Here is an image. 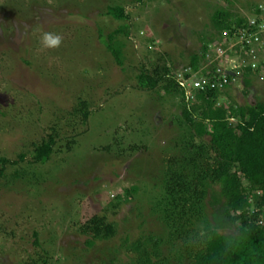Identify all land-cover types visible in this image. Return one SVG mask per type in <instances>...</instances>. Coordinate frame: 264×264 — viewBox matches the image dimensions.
Segmentation results:
<instances>
[{"label":"rangeland","instance_id":"1","mask_svg":"<svg viewBox=\"0 0 264 264\" xmlns=\"http://www.w3.org/2000/svg\"><path fill=\"white\" fill-rule=\"evenodd\" d=\"M249 4L264 12V0H0V159L16 162L5 166L0 179V264H22L42 251L49 264H132L136 255L125 253V239L130 244L163 234L151 212L159 194L153 179L167 145L183 132L172 119L180 108L176 99L139 91L136 76L152 63H173L180 80L188 57L200 50V36L211 32L215 10L254 21ZM117 5L129 21L106 15ZM123 24L130 25V34L119 38L125 46L120 68L100 38ZM44 32L61 35V46L43 49ZM253 82L246 96L240 81L228 96L238 105L264 103V81ZM79 99L88 102L91 115L86 124L76 122L74 133L66 120ZM55 124L54 153L44 164L30 165L33 144ZM75 134V145L67 148ZM134 144L147 151L116 154ZM105 146H111L109 153ZM16 171L27 177L12 182ZM135 184L140 191L133 202L114 213L106 209ZM212 212L207 214L214 223ZM94 215L116 223L117 235L90 249L76 230Z\"/></svg>","mask_w":264,"mask_h":264},{"label":"trees","instance_id":"2","mask_svg":"<svg viewBox=\"0 0 264 264\" xmlns=\"http://www.w3.org/2000/svg\"><path fill=\"white\" fill-rule=\"evenodd\" d=\"M249 6L255 24L225 9L215 10L210 18L212 30L200 36V50L188 57L184 70L189 71L180 80L173 63L164 67L152 63L150 69L142 67L136 76L139 91L177 100L180 115L172 119L183 132L167 145L169 151L157 164L159 176L152 178L159 194L151 212L157 215L163 234L139 237L130 244L125 239V253L136 255L132 264H170V261L173 264H264V103L238 105L227 94L239 81L245 96L246 88L254 83L253 78L264 81V28H261L264 12L258 6ZM106 15L117 22L130 20L125 8L119 5L108 7ZM129 34L130 25L123 24L105 39L100 38L120 68L124 66L125 46L119 38H129ZM217 46L224 52L220 59L215 58ZM207 54L212 57L211 62ZM230 61L239 69L235 75L227 76L228 82L222 87L204 91L186 87V82L195 78L213 77L220 82L216 70L221 62L227 65ZM187 91L194 94L193 100L187 98ZM222 97L226 100L221 101ZM77 101L66 120L70 121L74 133L76 122L86 124L91 115L88 102ZM50 130L52 133L40 144H33L30 165L44 164L54 153L59 129L55 124ZM78 136L71 137L67 148L75 145ZM141 148L147 151L145 145L134 144L128 149L116 150V154L122 156ZM101 149L109 153L111 146ZM19 159L23 161L25 155L21 154ZM0 164L1 179L5 177V166H14L16 162L1 158ZM26 175L16 171L12 182ZM215 186L219 187L218 191L214 190ZM139 191L140 186L136 184L125 189L106 209L114 213L124 202H133ZM210 209H213L210 216L214 223L207 214ZM224 228L229 233L219 231ZM76 231L87 238L85 245L91 249L97 243L115 239L117 224L108 222L104 215H94L77 224ZM34 237V245L40 247L37 233ZM49 261L48 252L42 251L34 257L28 256L22 264H49Z\"/></svg>","mask_w":264,"mask_h":264},{"label":"built area","instance_id":"3","mask_svg":"<svg viewBox=\"0 0 264 264\" xmlns=\"http://www.w3.org/2000/svg\"><path fill=\"white\" fill-rule=\"evenodd\" d=\"M251 24H255L254 21H250ZM261 28L263 29L264 26H261ZM214 52H215V58L220 59L221 57H223V50L221 47H215L214 48ZM207 60H209V62L212 61V57L210 56V54L206 55ZM211 58V60H210ZM239 69V66L237 64H235L233 61H230V63H228L227 65H223L222 62L220 64V66L217 68L216 70V74L218 75V80H221L220 82H217L215 80H213V77L211 78H200V79H196L195 76L193 78L195 79H191L188 82H186V87L188 89H192L194 91H204L206 90V88H215V87H222V85H225L228 80H227V76H233L235 75L234 72L237 71ZM189 70H184L183 74L186 73ZM182 76V75H181ZM181 76L179 75V78H181ZM186 96L187 98L193 100L194 98V94H192V92L187 91L186 92Z\"/></svg>","mask_w":264,"mask_h":264},{"label":"clouds","instance_id":"4","mask_svg":"<svg viewBox=\"0 0 264 264\" xmlns=\"http://www.w3.org/2000/svg\"><path fill=\"white\" fill-rule=\"evenodd\" d=\"M63 37L52 32H44L41 36L40 43L43 49H56L62 44Z\"/></svg>","mask_w":264,"mask_h":264}]
</instances>
